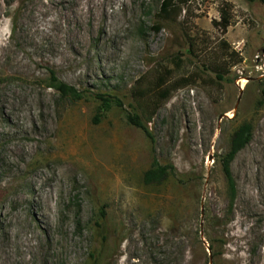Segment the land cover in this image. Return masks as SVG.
Wrapping results in <instances>:
<instances>
[{
	"label": "rangeland",
	"instance_id": "rangeland-1",
	"mask_svg": "<svg viewBox=\"0 0 264 264\" xmlns=\"http://www.w3.org/2000/svg\"><path fill=\"white\" fill-rule=\"evenodd\" d=\"M161 2L0 0V264H264V4L189 0L154 33Z\"/></svg>",
	"mask_w": 264,
	"mask_h": 264
},
{
	"label": "trees",
	"instance_id": "trees-1",
	"mask_svg": "<svg viewBox=\"0 0 264 264\" xmlns=\"http://www.w3.org/2000/svg\"><path fill=\"white\" fill-rule=\"evenodd\" d=\"M262 4H264V0H259ZM189 2V0H162L159 8V12L157 14V25L152 28L154 33H158L162 26L170 20L176 21L177 17L183 11L185 5ZM213 26H217L221 29L222 33H225L226 29L229 26L228 15L223 11L220 16L219 22H212ZM216 79L218 81H223L224 76L221 74V71H217ZM49 82L50 87L53 88L61 97L70 99L72 101H78L82 98L81 94L72 86H69L61 81H59L55 74L52 71H49ZM262 95H264V89H262ZM100 101L102 104V111H107L110 109V102L103 97H100ZM128 122L142 130L145 137L150 142L151 146H153L154 140L152 135L147 131V129L140 123L137 115H131L127 117ZM253 128L250 123H243L238 126L229 138V146L227 152L220 157V164L223 176L226 181V185L229 192V209L232 208L233 200L235 198V184L230 170V163L233 161L236 154L241 151L252 138ZM172 171L171 166H161L157 162L154 156H152V164L150 169H148L143 175V184L147 186L151 185H159L161 184ZM99 227V224H96ZM207 250L209 253V258H219L222 255V247L224 246V242L220 241L218 244L214 240L207 241ZM90 259L87 264H97V261L93 254L89 255Z\"/></svg>",
	"mask_w": 264,
	"mask_h": 264
}]
</instances>
